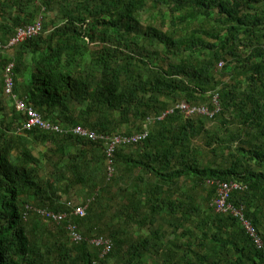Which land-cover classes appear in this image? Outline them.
<instances>
[{
    "label": "trees",
    "instance_id": "1",
    "mask_svg": "<svg viewBox=\"0 0 264 264\" xmlns=\"http://www.w3.org/2000/svg\"><path fill=\"white\" fill-rule=\"evenodd\" d=\"M38 19L0 55V264H264V0H0V42ZM9 65L14 95L60 132L19 131ZM214 95L211 120L175 108ZM145 126L109 173L101 137ZM208 181L245 186L229 201L262 250L210 206ZM84 201L77 244L35 212ZM99 236L113 245L103 258Z\"/></svg>",
    "mask_w": 264,
    "mask_h": 264
},
{
    "label": "built area",
    "instance_id": "2",
    "mask_svg": "<svg viewBox=\"0 0 264 264\" xmlns=\"http://www.w3.org/2000/svg\"><path fill=\"white\" fill-rule=\"evenodd\" d=\"M41 28H42V22L40 19H38L31 25L17 28L15 30V34L8 40L7 43L4 44L0 42V55L5 51L8 52L11 51L13 47L20 44L21 42L36 36L37 34L40 33ZM263 51H264V44H263ZM221 66H222V62L218 64V67ZM11 70H12V65H9L6 68L4 92L5 95H7L9 98L13 100V105L16 111L22 113L23 116L25 117V122L23 123L19 131L28 132L34 128H37L43 131L60 132V129L57 125L43 121L41 119V116L34 110V108L28 106L25 103V101L18 99L14 95L13 93L14 83L12 79ZM175 108L186 118L201 116L211 120L218 113L219 104H218L217 95H214L212 96L211 107L205 105H192L183 102L178 104ZM172 112L173 109L166 111L160 117V119L163 118L166 114ZM70 132L74 135L84 138L86 136L89 139L96 138L94 133L87 132V130H84L83 128L80 127H75L73 129H70ZM147 135H148V131L145 126V128L141 132L135 134L115 135L112 137H104V136L101 137L102 139H104L106 146L105 154L107 157V165H108L109 173H111L112 171L111 169L112 156L114 155L116 147L139 143L145 140L147 138ZM209 183L211 185H216L217 187V197L211 201L210 206L213 207L216 212L230 213L234 217L238 218L239 222L243 225L246 233L253 240L256 247L262 250L263 249L262 241L259 238L253 226L251 225V223H249L248 220L244 219L242 209L234 207V205L231 204L229 201V197L231 193H233L234 191H238L245 186L242 183L236 181L209 182ZM66 207L70 209L71 216H68L65 213H55L53 211L43 210V209H36L35 212L42 218V221H47L54 224L67 222L65 228L70 240L76 244L80 243L83 240V237L80 234L77 225L71 222L70 219H73V217H79V218L84 217L86 214V206H81V205L73 206L71 202H67ZM90 244L94 248L100 250L99 253L100 258H103L106 255H108L112 250V246H113L111 240L103 236L92 238L90 240Z\"/></svg>",
    "mask_w": 264,
    "mask_h": 264
},
{
    "label": "rangeland",
    "instance_id": "3",
    "mask_svg": "<svg viewBox=\"0 0 264 264\" xmlns=\"http://www.w3.org/2000/svg\"><path fill=\"white\" fill-rule=\"evenodd\" d=\"M205 106H207V105H205ZM213 122H210V121H207V128L209 129V128H211V127H213ZM199 143V142H198ZM86 202L84 201V203H79V205H84Z\"/></svg>",
    "mask_w": 264,
    "mask_h": 264
},
{
    "label": "clouds",
    "instance_id": "4",
    "mask_svg": "<svg viewBox=\"0 0 264 264\" xmlns=\"http://www.w3.org/2000/svg\"><path fill=\"white\" fill-rule=\"evenodd\" d=\"M220 63V62H219ZM223 64V63H222ZM40 115V114H39ZM44 121V120H43ZM46 122H49V121H46ZM50 123V122H49ZM55 125V124H54ZM46 132H50V131H46ZM121 135H124V134H121ZM209 182H215V181H208ZM217 182V181H216ZM218 182H226V181H218ZM210 184V183H209ZM211 185V184H210ZM81 206H86V205H81Z\"/></svg>",
    "mask_w": 264,
    "mask_h": 264
}]
</instances>
